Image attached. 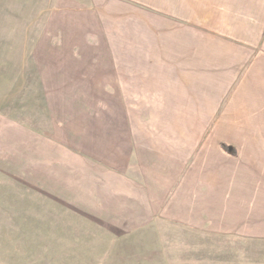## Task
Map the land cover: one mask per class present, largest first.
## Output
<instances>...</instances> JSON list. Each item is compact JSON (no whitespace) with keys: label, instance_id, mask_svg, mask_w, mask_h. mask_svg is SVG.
Listing matches in <instances>:
<instances>
[{"label":"crops","instance_id":"crops-1","mask_svg":"<svg viewBox=\"0 0 264 264\" xmlns=\"http://www.w3.org/2000/svg\"><path fill=\"white\" fill-rule=\"evenodd\" d=\"M86 3L144 4V18L101 77L49 88L53 137L0 127V166L52 189L76 180L83 223L116 238L174 228L213 246L212 264H234L236 245L264 262V160H244L264 148V0Z\"/></svg>","mask_w":264,"mask_h":264},{"label":"rangeland","instance_id":"rangeland-1","mask_svg":"<svg viewBox=\"0 0 264 264\" xmlns=\"http://www.w3.org/2000/svg\"><path fill=\"white\" fill-rule=\"evenodd\" d=\"M77 2L82 4L0 0L1 128L10 123L25 125L53 137L49 88L64 92L82 88L87 81L80 79L101 77L100 62L116 60L119 46L132 43V32L144 18L136 14L144 4ZM95 6L100 7L99 16L93 13ZM72 101L77 110L89 103ZM3 136L0 133V157L11 148L1 141ZM93 142L100 144L99 138ZM77 149L83 155V148ZM244 160H264V148ZM3 169L0 166V264H212L213 246L192 244L193 239L182 237L174 228L160 230L165 236L142 232L116 238L93 222L83 223L85 204L76 201L84 199L76 180L60 181V187L52 189L34 176L15 175L19 180H13ZM216 248L222 253L233 246ZM257 248L253 246L251 254L242 245L234 246V264H264Z\"/></svg>","mask_w":264,"mask_h":264},{"label":"trees","instance_id":"trees-1","mask_svg":"<svg viewBox=\"0 0 264 264\" xmlns=\"http://www.w3.org/2000/svg\"><path fill=\"white\" fill-rule=\"evenodd\" d=\"M223 148H224L225 150H227L225 146H224Z\"/></svg>","mask_w":264,"mask_h":264}]
</instances>
